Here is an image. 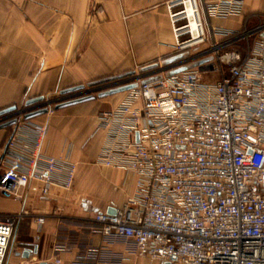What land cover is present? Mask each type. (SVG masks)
Instances as JSON below:
<instances>
[{
    "label": "built area",
    "instance_id": "built-area-1",
    "mask_svg": "<svg viewBox=\"0 0 264 264\" xmlns=\"http://www.w3.org/2000/svg\"><path fill=\"white\" fill-rule=\"evenodd\" d=\"M245 2L168 1L172 54L100 89L138 84L98 113L93 131L105 133L96 163L133 175L135 190L114 214L91 217L104 236L130 239L138 256L264 264V20L239 29L214 23L241 15ZM52 102H25L0 116V124L16 120L0 156V196L47 198L54 187L73 189L71 147L62 156L48 153L49 124L25 118L44 107L51 113ZM26 217L47 220L25 209L0 212V264Z\"/></svg>",
    "mask_w": 264,
    "mask_h": 264
},
{
    "label": "crops",
    "instance_id": "crops-1",
    "mask_svg": "<svg viewBox=\"0 0 264 264\" xmlns=\"http://www.w3.org/2000/svg\"><path fill=\"white\" fill-rule=\"evenodd\" d=\"M168 1L0 0V107L170 52L174 36ZM260 18L264 20V0H246L241 15L226 19L235 24L224 26H253ZM67 108L35 120L49 124L48 153L62 156L71 147L72 159L80 162L75 187H54L47 198L0 196V212L25 209L47 216L43 225L31 217L18 222L5 264H171L138 256L130 239L104 236L91 221L96 212L124 204L135 190V177L96 163L105 133L93 134L95 125ZM9 134V129L0 130V156ZM35 247L37 253L22 256Z\"/></svg>",
    "mask_w": 264,
    "mask_h": 264
},
{
    "label": "rangeland",
    "instance_id": "rangeland-1",
    "mask_svg": "<svg viewBox=\"0 0 264 264\" xmlns=\"http://www.w3.org/2000/svg\"><path fill=\"white\" fill-rule=\"evenodd\" d=\"M214 23H219V24H223V25L224 24L225 25L226 24H228V25H234L235 24V22L228 21V20H215ZM170 24H171V22H170ZM171 27H172V25H171ZM203 47L204 46L198 47L196 49L195 48L194 49H190V50L187 51V53H189V54L194 53L195 51L200 50ZM172 52H173V49H171L170 52H168V53H166V54H164L162 56H159V57L147 60V61H142V62H138L136 64H133V65L127 67V68H124L123 70H121V72L119 71V72H112V73L110 72V73H106V74H101L99 76L91 78L90 80L83 81L80 84H84V85H86V87H85V89L81 90V92H84V91L90 90L92 88H95V87L88 86V83H90L92 81H95V80H98V79H102V78H105V77L113 76V75H116V74H120V73H124V72H127V71H131V70H136L137 72L141 73L142 72L141 68L143 66L148 65V64H154L156 62L162 61L163 59L168 58L172 54ZM80 84H78V85H80ZM102 90H106V89H102ZM61 91L62 90H56L52 94H49V95L45 96L46 100H48V99L49 100H53V102L50 104V107L53 109V111L51 113H48L47 116H51V115H54L57 112H59L57 109H55V106L59 102L56 99H58V98H60L62 96L61 95ZM100 91L101 90H94L92 92V94H94L96 96V98L94 100L83 102V103H80V104H76V105H73V107H68L67 109H64V110L65 111H69V112L70 111L73 112L71 115L76 117V118H79V117L84 118V119L87 118L86 120H89L90 126L93 127L96 124L97 115H98V113L100 111L109 110V109L115 107L125 96V94H123V93H118V94H114V95L107 96V97H104V98H98L97 95H98V93ZM86 94L87 93H83V94H80L78 96L66 97V99H64V101L67 100V99L70 100V99H73V98H77L79 96H83V95H86ZM26 99H30V98H26ZM25 102L26 101H23V102L17 104V106L23 107L25 105ZM2 109H3V107H0V110H2ZM64 110H63V112H64ZM80 166H81L80 162L77 161V173L78 174H79ZM76 176H77V174H76ZM74 187H75V185H74ZM14 241H16V236H14V238H13L12 244L10 246V250L13 247V244L15 243Z\"/></svg>",
    "mask_w": 264,
    "mask_h": 264
},
{
    "label": "water",
    "instance_id": "water-1",
    "mask_svg": "<svg viewBox=\"0 0 264 264\" xmlns=\"http://www.w3.org/2000/svg\"><path fill=\"white\" fill-rule=\"evenodd\" d=\"M146 68H148V66L144 67V69H146ZM184 69L185 68H181V69L175 70V71L171 72V74L177 73V72L182 71ZM134 73H135V71L131 70V71H127V72H124V73L116 74V75H113V76L105 77V78L98 79V80H95V81H92V82L88 83V86L95 87V88H93L94 90H100L103 87L102 85H104L106 83H111V82H115V81L124 79V78H126L128 76L133 75ZM147 81L148 80L144 81V83H146ZM137 85H138L137 83H129V84H125V85H118V86H115V87H111V88L106 89V90H101L98 93L97 97L98 98H104V97H107V96H111V95H114V94H117V93H120V92L127 91L129 89H132V88L136 87ZM85 87H86V85H84V84L76 85V86H73V87H70V88L63 89L61 91V94H69V93L81 91V90L85 89ZM95 98H96V96L94 94H92V93L86 94V95H83V96H79L77 98H73V99H70V100L59 102V103L56 104L55 109L59 110V109L66 108V107H69V106H73V105H76V104H80V103H83V102L91 101V100H94ZM44 99H45V96L33 97V98H30V99H28L26 101V105H32V104H35V103H38V102H42V101H44ZM16 108H17V105H12V106H9V107H7L5 109H2V110H0V116L4 115V114H7V113H10V112L14 111ZM48 111H49V108L48 107H44L42 109H39V110L33 111L31 113H28L25 116V118L26 119L36 118L38 116H41V115H44V114L48 113ZM15 122H16V120L14 119V120H10V121H7V122H4V123L0 124V130L11 126ZM108 212L114 214L115 213V209H109ZM37 252H38V248L37 247H35L34 249H25L24 252H22V256L25 257V258H29L32 253L35 254ZM42 264H46V263H42Z\"/></svg>",
    "mask_w": 264,
    "mask_h": 264
},
{
    "label": "trees",
    "instance_id": "trees-1",
    "mask_svg": "<svg viewBox=\"0 0 264 264\" xmlns=\"http://www.w3.org/2000/svg\"><path fill=\"white\" fill-rule=\"evenodd\" d=\"M3 109H5V108H3ZM6 129H9V130H10V126H9V127H7Z\"/></svg>",
    "mask_w": 264,
    "mask_h": 264
}]
</instances>
